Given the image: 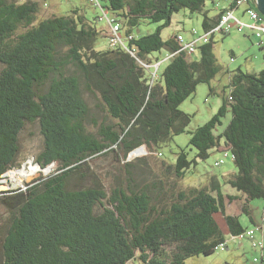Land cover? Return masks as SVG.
<instances>
[{
  "label": "trees",
  "instance_id": "16d2710c",
  "mask_svg": "<svg viewBox=\"0 0 264 264\" xmlns=\"http://www.w3.org/2000/svg\"><path fill=\"white\" fill-rule=\"evenodd\" d=\"M209 1L215 15L205 9ZM90 2L115 17L125 39L119 34L121 42L112 45L110 29L99 27L102 16L90 19L83 8L42 17L39 0H0V185L21 167L20 135L30 123H38L43 136L36 163L54 169L25 187L0 191L7 212L0 215V264H186L221 244L227 249L215 215L239 236L252 227L229 212V204L242 201V215L253 221L251 203L264 200V69L224 72L218 112L190 132L194 156L182 148L169 162L161 148L191 124L193 115L180 105L199 84L217 93L212 81L223 68L213 30L237 0H227V7L216 0ZM184 9L202 14L210 34L194 52L184 49L180 33L163 37ZM143 22L158 26L138 36L134 30ZM107 36L109 46L99 49ZM163 50L164 58L154 55ZM164 59L168 65L159 71ZM88 97L97 100L101 121ZM221 140L236 171L183 186ZM143 146L151 155L131 160ZM113 153L125 163L108 183L92 162Z\"/></svg>",
  "mask_w": 264,
  "mask_h": 264
},
{
  "label": "rangeland",
  "instance_id": "374dc122",
  "mask_svg": "<svg viewBox=\"0 0 264 264\" xmlns=\"http://www.w3.org/2000/svg\"><path fill=\"white\" fill-rule=\"evenodd\" d=\"M41 2V15L42 17H48L52 13H65L75 8H83L85 10L86 16L93 19L96 16H102L103 12L98 7L96 8L90 0H48V4L45 3L46 0H39ZM217 2H225L224 0H216ZM205 9H209L211 15L217 13V9L213 6L212 2H207ZM243 9V8H241ZM241 9L235 11L236 16L242 18L245 21H249L248 15L242 16ZM110 14V12H109ZM111 15V14H110ZM203 16L200 13H191L189 10L184 9L178 14H175L171 25L163 30V37L168 39L172 35L177 33L182 34L186 39L192 37V30H196L199 36L204 35L202 28ZM99 27H104L109 32L108 22L105 19L98 22ZM158 25L154 23L143 22L141 26L134 30V33L138 36L146 35L153 32ZM122 38H126L124 30L120 33ZM108 36L100 38L98 42V48L104 49L109 46ZM264 41V37H263ZM214 54L218 60V63L222 66L223 70L217 75V77L212 81V85L216 88L217 93L211 94L208 84H199L197 91L183 101L180 105V109L193 115L192 122L187 128L186 132L177 135L174 139L161 148V153L163 158L169 162H175L176 153L184 148L191 156H194L195 150H191L189 145L191 133L199 126L203 125L209 121L213 115H215L223 99V90L228 83L227 76L224 72L227 69L234 70L241 67L245 71L258 72L264 69V44H260V39L256 37L248 29L245 31H239L235 26L229 33L217 32L214 36ZM166 50L161 53L157 52L154 55L164 58L166 56ZM192 58H198V53L192 55ZM168 65V60L164 59L163 64L159 71H162ZM227 92L229 90L227 89ZM92 107L94 116L98 118V121L103 119V113L100 108L97 107V100L93 97H88ZM230 115L223 118V125L219 127L218 132H221L224 127L228 124L230 120ZM90 129L94 128V124H91ZM43 146V136L40 133V128L38 123L27 124L20 135V153L18 156V162L21 164L20 168L13 169L19 170L26 167L29 173L25 176L22 184L14 185V182L9 178V173H7L1 181L0 191H6L11 189H17L20 187H25L26 183L32 182L35 178L40 176L41 172L48 175L54 169H42L41 166L36 163L37 155L42 151ZM144 151L138 153H132L130 156L131 160L136 158H141L144 156H149L151 153L147 150L145 146L142 147ZM226 146L224 140H221L220 147L214 148L210 151V157L206 161H199L198 165L191 168V171L185 176L182 181V185L187 186H202L207 183L209 177L213 174L222 176L225 173H232L236 171V165L231 155L226 156ZM139 150V149H138ZM230 152V150H228ZM231 153V152H230ZM153 155H157L153 153ZM224 159V163L220 166H215L214 162L216 160ZM125 161H119L116 154H110L108 156H100L92 162L95 169H97L106 182H111L112 178L116 174H120L122 171ZM35 166L34 171L30 169V166ZM121 171V172H120ZM10 172V171H9ZM123 173V172H122ZM227 192H233L230 188H227ZM242 201H234L229 204V212L240 211V204ZM261 203L264 205L263 199L254 200L252 204L253 215L256 216L257 205ZM261 207V206H260ZM0 215L1 217H6L7 212L3 206L0 205ZM220 226L225 233L228 234V229L225 220L221 214L215 215ZM241 222L243 223V218L250 221V217L246 214L242 215ZM228 236V235H227ZM229 242L228 248L225 250H217L211 255H198L192 256L187 259L186 264H261L254 261V257L257 256L261 259V252H257L251 247V242L248 239L234 240L227 237ZM239 243L244 244V246H239Z\"/></svg>",
  "mask_w": 264,
  "mask_h": 264
},
{
  "label": "built area",
  "instance_id": "2783aa9c",
  "mask_svg": "<svg viewBox=\"0 0 264 264\" xmlns=\"http://www.w3.org/2000/svg\"><path fill=\"white\" fill-rule=\"evenodd\" d=\"M98 5V0H92ZM227 1V0H225ZM258 4V0H237L236 8L227 10L221 18L220 24L213 31L225 33L231 32L232 28L235 26L239 31H245L246 29H251L254 32V35L259 39L264 37V16L259 12L256 5ZM244 8V13L248 15L250 18L249 22L243 20L242 18L236 16L235 11ZM103 15L101 19H105L108 22V27L110 29V42L112 45H116L121 42L119 31L120 25L116 21L114 16H111L107 10L102 9ZM193 39L191 41H187L185 37L180 34L178 39L182 41L184 44V49H187L190 52L196 51V47L199 43H205L209 40V33L198 36L196 30H192ZM228 156V153L225 154ZM224 163V159H220L216 162L215 165H220ZM264 231V214L262 216L261 225L255 226L247 229L244 233L239 236H233L234 239H248L252 246L258 250H262L264 247V238H258L257 232ZM225 244H221L218 247V250H224ZM254 261H258V258L255 257Z\"/></svg>",
  "mask_w": 264,
  "mask_h": 264
},
{
  "label": "crops",
  "instance_id": "0c3cea01",
  "mask_svg": "<svg viewBox=\"0 0 264 264\" xmlns=\"http://www.w3.org/2000/svg\"><path fill=\"white\" fill-rule=\"evenodd\" d=\"M225 1V0H224ZM220 6L221 7H227L228 6V2H220ZM241 8H243V7H241ZM240 8V9H241ZM241 11H242V16H246V14L244 13V8L243 9H241ZM249 22V21H248ZM248 30H250L251 32H252V34H254V32L251 30V29H248ZM187 40H189V41H191L192 40V37L190 38V39H187ZM260 43L261 44H264V41H263V37L262 38H260ZM261 206V207H260ZM263 211H264V205H262L261 203H259L258 205H257V213H256V216L255 215H253V221H248L247 222V220L245 219V218H243V225L245 226V227H253V226H255L254 224H259V225H261V221H262V216H263ZM232 213H235V214H237V215H239V217H240V220H242V213H241V211H236V212H232ZM227 226V225H226ZM228 229V228H227ZM226 234V236L228 237V238H230V239H234L233 238V236L230 234V232H229V230H228V234L227 233H225ZM257 237L258 238H264V231L262 232V231H260V232H257ZM234 240H236V241H238L239 239H234ZM240 240H242V241H244L243 239H240ZM228 245H229V242H228ZM239 246H244V244H240L239 243ZM261 252V261H263V264H264V248H263V250H257V252ZM255 257H257V256H255ZM254 257V258H255Z\"/></svg>",
  "mask_w": 264,
  "mask_h": 264
},
{
  "label": "bare ground",
  "instance_id": "6f19581e",
  "mask_svg": "<svg viewBox=\"0 0 264 264\" xmlns=\"http://www.w3.org/2000/svg\"><path fill=\"white\" fill-rule=\"evenodd\" d=\"M31 171L35 169V166H30ZM9 173V178L14 182V185L22 184L25 176L29 173L26 167L19 170H11Z\"/></svg>",
  "mask_w": 264,
  "mask_h": 264
},
{
  "label": "water",
  "instance_id": "95a60500",
  "mask_svg": "<svg viewBox=\"0 0 264 264\" xmlns=\"http://www.w3.org/2000/svg\"><path fill=\"white\" fill-rule=\"evenodd\" d=\"M257 7H258L259 12L264 16V0H258ZM156 66H158V65H156ZM138 149H142V147H140ZM138 149H136V150H138ZM135 151H133L132 153H134Z\"/></svg>",
  "mask_w": 264,
  "mask_h": 264
}]
</instances>
